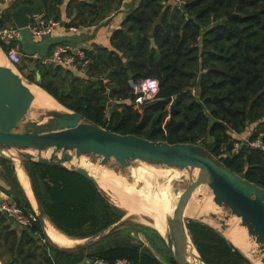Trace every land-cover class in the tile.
I'll return each mask as SVG.
<instances>
[{
  "label": "trees",
  "instance_id": "16d2710c",
  "mask_svg": "<svg viewBox=\"0 0 264 264\" xmlns=\"http://www.w3.org/2000/svg\"><path fill=\"white\" fill-rule=\"evenodd\" d=\"M90 1L92 5L85 1L77 6L78 16L85 17L80 24L84 27H90L95 18L103 21L119 0ZM18 3L30 5L31 0ZM54 4L58 0H43V13L58 22ZM6 17H0V28H5ZM14 46L0 41L5 55ZM110 46V50L94 46L86 51L90 63L85 80L61 66L39 65L28 79L35 82L37 72L40 88L56 102L107 131L201 145L231 171L264 189V154L244 146L231 153V134H242L251 125L255 127L249 140L260 137L264 142V0H139L110 36ZM98 80L107 81L103 87L111 88L110 95L117 94L115 104L109 105L111 97ZM130 80L156 81L154 100L135 109ZM210 118L215 121L209 132L212 144L206 138ZM0 164L16 185L11 160L0 157ZM24 165L38 210L67 236L96 237L124 216L81 175L32 162ZM13 195L24 211H32L17 190ZM187 229L205 264H251L211 226L192 219L187 220ZM4 245L9 256L4 264H81L85 258L106 264L123 259L132 264H160L147 250L141 252L126 241L99 251L89 250L88 245L58 249L45 241L38 222L22 231L19 240L15 232H7ZM170 264H176L171 256Z\"/></svg>",
  "mask_w": 264,
  "mask_h": 264
},
{
  "label": "water",
  "instance_id": "95a60500",
  "mask_svg": "<svg viewBox=\"0 0 264 264\" xmlns=\"http://www.w3.org/2000/svg\"><path fill=\"white\" fill-rule=\"evenodd\" d=\"M180 8L183 9L184 5L182 4ZM42 13L43 0H31V5L21 6L12 13L14 26L20 28L22 32L21 53L29 63H34L35 55L45 57L54 46L61 44L74 46L83 41L77 35L51 36L40 42L32 40L27 26L34 16ZM136 37L137 34H134L133 39ZM150 42L154 48V40L151 39ZM8 69L0 66V157L16 162L26 174L25 162L75 172L93 183L99 191L101 188L95 177L84 167L72 165L73 158L96 157L100 159L99 166L102 167L113 159L116 162L112 169L114 172L120 168L138 166H156L181 172L188 176L181 177V181L187 179V185L181 192L179 189L173 190L177 201L172 215L166 218L163 237L173 261L176 264H205L191 240L184 212L193 193L199 187L206 186L212 192L213 203L225 213L224 216H220L222 219L220 222L217 221L220 217L218 219L217 216L211 215L210 218L221 225L220 230L212 228L221 233L227 230V222L231 218L238 219L239 228L245 229L248 238L257 245L252 259H258L264 264L263 188L231 171L201 145L169 144L163 141H150L135 135L113 133L66 109L58 102L60 110H33L9 89L11 75ZM17 70L22 74L15 77L19 84L23 85L24 80L27 84L41 89L38 73L36 81L31 82L24 65H19ZM128 77L131 78L130 73ZM98 85L103 91L106 90L102 80H98ZM209 121L206 138L207 143L212 144L214 138L209 132L215 121L211 118ZM135 190L138 191L139 188ZM35 212L42 233L46 235L43 215L38 208ZM199 219L198 221H203L202 218ZM231 244L234 246L233 243Z\"/></svg>",
  "mask_w": 264,
  "mask_h": 264
},
{
  "label": "crops",
  "instance_id": "0c3cea01",
  "mask_svg": "<svg viewBox=\"0 0 264 264\" xmlns=\"http://www.w3.org/2000/svg\"><path fill=\"white\" fill-rule=\"evenodd\" d=\"M89 5L93 4V1L90 0H58V4H54L56 7V12L58 16L59 28L56 32L52 35L55 37H62V36H72L77 35L80 36L83 41L80 43H76L74 47L77 48H86L87 50L93 49L94 46L111 49L110 46V36L112 33L120 29L122 22L127 18L131 11H133L139 3V0H119L115 1L112 5L111 12L106 16L103 21L97 22L95 18L90 27H84L81 22L85 23V17H79L77 12V6L79 2H84ZM19 0H14V2L10 4H4L0 6V17L7 14L6 20H4V27L5 28H12L14 27L13 20H12V13L21 7L22 4L18 3ZM31 5V4H30ZM9 14V16H8ZM80 25V26H77ZM77 28L75 31L70 30V28ZM1 52V51H0ZM3 53V52H2ZM4 54V53H3ZM5 56V55H4ZM32 69V68H31ZM68 71V70H67ZM70 72V71H69ZM32 74V73H31ZM30 74V75H31ZM37 72L35 73V81ZM73 76L78 77L80 79H84L87 77L85 73H71ZM67 84V80L64 81ZM103 84H108L107 81H103ZM157 89L158 83L156 82ZM53 100L51 97H48ZM53 108H59V105L53 100L52 101ZM254 125H251L247 128V130L242 134H234L232 133L235 139L237 138L238 141L240 140H248L252 135V131L254 130ZM18 165V164H17ZM17 165L12 162L13 171L11 174L15 177L17 184L12 185L9 179V172L3 164H0V200L3 196L9 197L13 200V194L15 190L19 193L20 198H24L30 204L32 211L37 210V203L35 200V196L33 194V190L31 187L30 179L28 175L25 173L23 168L20 167V170L23 174V179H20L18 175V168ZM10 175V174H9ZM12 176V175H11ZM15 188V189H13ZM102 192L103 189H101ZM7 193L10 194L7 195ZM12 196V197H11ZM14 201V200H13ZM111 204V203H110ZM115 206L114 204H112ZM116 207V206H115ZM126 216L128 215L126 212L124 216L121 218L119 222H117L114 226L110 227L105 232L99 234L93 238H84V239H77L67 236L66 234L62 233L58 230L47 217L43 216L44 228L45 233H43V237L45 241L49 242L51 245L58 249L62 250H71L78 248L80 246L88 245L89 250L99 251L103 249H108L113 247L119 242L126 241L130 245H135L140 248V251L143 252L147 250L153 258H155L160 264H170V252L168 250L167 244L165 239L163 238L159 232H157L151 226V220L149 221L148 218L134 220L132 219L131 222L128 221ZM131 218V217H130ZM135 222V223H134ZM48 228H51L63 241H59V239H53L47 233ZM28 229L19 228L14 224L1 221L0 223V264H4L9 256L6 251L4 245V236L7 232L13 231L16 233L17 240L20 239V235L22 231ZM42 231V230H41ZM226 232V231H224ZM223 232V233H224ZM222 233V232H221ZM222 233V235H223ZM227 236L223 235L227 240L234 244V246H238L237 239H242L244 242V238L241 235H244L245 229H241L238 227L236 230L227 231ZM41 244V242H39ZM104 245H107L104 247ZM111 245V246H109ZM39 252V250H38ZM249 253V252H246ZM13 256V255H12ZM172 257V256H171ZM39 258V257H38ZM81 264H106L102 261L97 259H86L82 260Z\"/></svg>",
  "mask_w": 264,
  "mask_h": 264
},
{
  "label": "built area",
  "instance_id": "2783aa9c",
  "mask_svg": "<svg viewBox=\"0 0 264 264\" xmlns=\"http://www.w3.org/2000/svg\"><path fill=\"white\" fill-rule=\"evenodd\" d=\"M12 2H14V0H0V6ZM180 5L182 4L178 2L177 6L180 7ZM58 28L59 22L47 18L44 13L34 16L27 26L31 34V39L35 42H40L47 37H51ZM76 29L77 28L74 27L70 28L72 31ZM21 38L22 32L20 28H16L15 26L12 28H0V41L5 45L15 44L6 54L7 62L13 66H19L23 60L28 61L21 51H19ZM86 51V48H77L61 44L52 47L45 57L35 55L34 61L36 65L43 68L61 66L71 73H85V76H87L90 61L86 56ZM129 86L133 95L136 96L133 104L135 109L144 103L153 101L158 91L156 81L154 80H143L139 83H134L130 80ZM106 91L107 94H110L111 88L108 87ZM233 141L232 154H237L242 146L246 149L257 150L264 154V142L260 137L253 141L249 139L240 141L233 139ZM2 220L10 222L19 228L29 229L37 223V214L35 211H24L9 197L3 196L0 200V223ZM114 264L132 263L123 259L116 261Z\"/></svg>",
  "mask_w": 264,
  "mask_h": 264
},
{
  "label": "bare ground",
  "instance_id": "6f19581e",
  "mask_svg": "<svg viewBox=\"0 0 264 264\" xmlns=\"http://www.w3.org/2000/svg\"><path fill=\"white\" fill-rule=\"evenodd\" d=\"M0 51H1V49H0ZM1 53H2V51H1ZM2 55H3V53H2ZM4 58L6 59L5 56H4ZM10 75H11V78L16 81L15 77L19 74L18 73H12ZM19 85H21V86H23V87H25V88L33 91V92H36V94H38L39 100L37 102L34 100V98L36 96L34 93L29 92V94H28L27 92H25L26 96L30 97V100H31L30 103L33 104V107H37L35 105L36 103H39L40 106L46 107V108L37 107L35 110H37V109L60 110L61 109L60 105L52 98L59 105V108H53L52 107V101L53 100L48 98L50 96L47 93H45L44 91H42L41 89H39L38 87H36L35 85H29L24 80H23V85L22 84H19ZM8 86H9L10 90L14 89L13 85L10 83V81H9ZM45 95L47 97H44ZM50 108H53V109H50ZM71 164L74 166L84 167V166H82L81 158L80 159L73 158V160L71 161ZM150 167H156V166H150ZM17 168H18L17 171H18V175H19L20 179H23L22 171L20 170V167L18 165H17ZM84 168L87 169L88 172L93 177H95V179L98 181L99 187L101 189H103L106 192H110L111 195H113L112 197L115 200V204L118 205L119 207H121L122 209H124L126 211V213H128L130 215H136L137 214V216H144V217H148V218H150V214H151V217L154 220V226H155L156 231L159 232L162 236H165L166 218L172 215V212L174 210V207H175V204L177 201L176 197H172V194H171L170 189H169V186H170L169 182L174 181L175 178H177L179 176V174L182 175V177H184L183 175H185V174L178 172L176 170H170V169H165V168H162V169H165L166 171H170V172H165L163 170H152L149 168V166H138V167L134 168L133 172L131 173V177H133V179H132L133 180V184H132L133 188H132L131 186H128L125 181H120L117 178H115V180H117V181L112 180V181H109L107 183V182L102 180V182H101V180H98L97 177L95 175H93L87 167H84ZM104 172H107V171H104ZM107 173L113 174V172L112 173L107 172ZM163 181H164L163 186H160L158 184V182L160 183ZM137 183H139V184L141 183V186H142V188H139L138 191L135 190L136 188H138L135 186ZM169 197H170V200H169ZM202 204H204V201ZM213 206L214 205L212 203L207 204V207L213 208ZM216 209H219V208L217 207ZM203 213L207 214V216H203L202 220L206 219V217L208 219L209 217H211V215L217 216L218 219L220 217V215L217 213H207L206 211H203ZM220 220H222L221 217L217 221L220 222ZM219 222H216V223L218 225H220ZM220 227H221V225H220ZM227 231H229V230H227ZM222 232H224V231H222ZM47 233L53 239H55V240L59 239L58 242L63 241V240H61L62 238H60V236H58L51 228H48ZM60 243H62V242H60ZM237 243H238L237 248L252 262V264H261L260 260H258V259L253 260L252 259L253 255L256 253V247L251 249L248 246L245 238H244V242L242 241V239H237ZM246 252H249V253H246ZM197 264H199V263H197Z\"/></svg>",
  "mask_w": 264,
  "mask_h": 264
},
{
  "label": "rangeland",
  "instance_id": "374dc122",
  "mask_svg": "<svg viewBox=\"0 0 264 264\" xmlns=\"http://www.w3.org/2000/svg\"><path fill=\"white\" fill-rule=\"evenodd\" d=\"M20 65H24L25 66V70L29 73V75L32 73V71L34 70V67L35 65L33 63H29V61H26V60H23V62L20 64ZM0 66H4V67H8L9 69V73H18V74H21V71L17 70L18 66H15V67H12L9 63H7V60L4 58V56L2 55V53L0 52ZM32 68V69H31ZM18 72H17V71ZM11 71V72H10ZM22 75V74H21ZM32 75V74H31ZM34 75V74H33ZM11 80L10 83L13 85V90H11L12 92L16 93L19 97V99H22L25 103H27L33 110H35L37 107L39 108H46V107H43V106H40L39 103H36L35 105L37 107H33V104L30 103L31 100H30V97H27L25 92H27L29 94V92H32L34 93L36 96L34 98L35 101L38 102L39 100V96L38 94H36V92H33L21 85H19L14 79H12L10 77ZM108 95V94H107ZM110 95V94H109ZM108 95V96H109ZM115 96H117L116 93L110 95L111 97V103L109 105H113L116 103L115 101ZM27 97V98H26ZM37 97V98H36ZM44 97H47L46 95ZM108 105V107H110ZM135 108V107H134ZM50 109H53V108H50ZM233 139H235L233 136H232ZM237 139V138H236ZM235 139V140H236ZM81 161H82V166L84 167H87L91 173L93 175H95L97 177L98 180H102L105 181V182H109V181H117L115 180V178H117L118 180L120 181H125L127 183L128 186H131L133 188V177H131V173L133 172L134 168L133 167H128V168H120L118 169L117 171H112L113 167L116 165V162L113 160V159H110L107 164L105 166H99V161L100 159L99 158H96V157H82L81 158ZM14 164L17 165L16 162L12 161ZM150 169L152 170H163L165 172H170V171H166L165 169H162L160 167H150ZM107 171V172H113V174H110V173H107V172H104V171ZM132 170V171H131ZM9 176V174H8ZM180 176V177H179ZM179 176L177 178H175L174 181L172 182H169L170 186H169V189H170V192L172 194V197H175L173 195V190L174 189H179V191H183L187 185V179L185 181H181V177L182 175L179 174ZM185 178L187 177V175H183ZM158 184L160 186H163L164 184V181L163 182H158ZM136 187L138 188H142L141 186V183H137L135 185ZM104 191V190H103ZM105 193V196L106 198L108 199V201L111 203V204H114L118 209L124 211V213L126 212L124 209H122L121 207H119L118 205L115 204V200L113 199V195H111L110 192H106L104 191ZM212 198H213V195H212V192L208 189V187L206 186H201L199 187L194 193H193V196L191 198V200L189 201L188 203V207L185 209V212H184V217L186 220H200L199 218H202L203 216H207V214H204L203 211H206L207 213H217V214H221L220 216H224L225 213H223L220 209H216L217 206L213 203L212 201ZM169 200H170V197H169ZM204 201V204H202ZM207 202V203H206ZM208 203H212L214 206L213 208L211 207H207V204ZM170 206V205H169ZM171 207V206H170ZM128 214V213H127ZM130 215V214H128ZM128 219V221L131 222L132 219L134 220H139V218L141 219H146L148 217H144V216H137L136 215H131V216H126ZM131 217V218H130ZM149 221L151 220V226L155 229V226H154V220L152 219L151 217V214H150V218H148ZM203 223L211 226V227H214L218 230H220V225H218L215 221H213L210 217L207 219H204L202 221ZM135 223V222H134ZM228 224V228L227 230H236L238 229V225H239V220L236 219V218H231V220H229L227 222ZM156 230V229H155ZM226 230V231H227ZM228 233H223V235L227 236ZM241 237L245 238L248 246L252 249L254 247H257V245L252 242L246 233H244V235H241ZM107 245H104V247H106ZM111 246V245H109ZM248 259V258H247ZM249 260V259H248ZM250 261V260H249ZM251 262V261H250ZM252 264V262H251Z\"/></svg>",
  "mask_w": 264,
  "mask_h": 264
},
{
  "label": "flooded vegetation",
  "instance_id": "af4514ba",
  "mask_svg": "<svg viewBox=\"0 0 264 264\" xmlns=\"http://www.w3.org/2000/svg\"><path fill=\"white\" fill-rule=\"evenodd\" d=\"M34 65H36V62L34 61V63H33Z\"/></svg>",
  "mask_w": 264,
  "mask_h": 264
}]
</instances>
